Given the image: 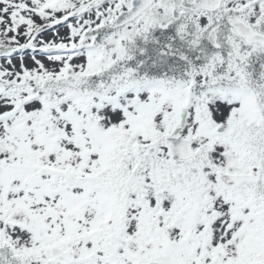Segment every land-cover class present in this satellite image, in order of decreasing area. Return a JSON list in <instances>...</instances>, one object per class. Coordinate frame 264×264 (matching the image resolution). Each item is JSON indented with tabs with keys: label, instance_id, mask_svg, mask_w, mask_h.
Instances as JSON below:
<instances>
[{
	"label": "snow or ice",
	"instance_id": "6c2138e0",
	"mask_svg": "<svg viewBox=\"0 0 264 264\" xmlns=\"http://www.w3.org/2000/svg\"><path fill=\"white\" fill-rule=\"evenodd\" d=\"M0 264H264V0H0Z\"/></svg>",
	"mask_w": 264,
	"mask_h": 264
}]
</instances>
